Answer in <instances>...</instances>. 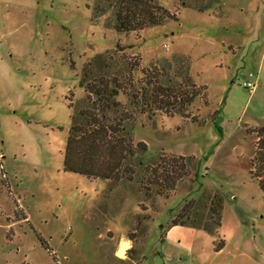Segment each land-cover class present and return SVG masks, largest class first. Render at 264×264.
I'll return each instance as SVG.
<instances>
[{"label": "rangeland", "instance_id": "obj_1", "mask_svg": "<svg viewBox=\"0 0 264 264\" xmlns=\"http://www.w3.org/2000/svg\"><path fill=\"white\" fill-rule=\"evenodd\" d=\"M188 1L160 0L174 19L122 33L116 0H0V264H264V192L252 165L253 132L264 126V0H217L205 13L194 6L211 0ZM179 58L202 95L174 115L136 110L153 67L161 83ZM85 69L92 83L117 78L126 113H146L129 126L134 146L148 148L135 181L64 171ZM251 73L261 78L255 92L244 87ZM172 156L195 158L198 177L185 166L179 182L156 183L150 172L172 175ZM215 194L218 233L173 225L192 201V221L205 224ZM124 233L135 241L119 257Z\"/></svg>", "mask_w": 264, "mask_h": 264}, {"label": "trees", "instance_id": "obj_2", "mask_svg": "<svg viewBox=\"0 0 264 264\" xmlns=\"http://www.w3.org/2000/svg\"><path fill=\"white\" fill-rule=\"evenodd\" d=\"M177 1L182 8L193 7L188 0ZM116 2H118V7L113 28L122 33L138 32L148 27L163 25L175 16L160 4V0H116ZM217 2V0H211L208 4L194 6V9L205 13L211 10ZM106 10L108 9L103 11L104 14ZM178 64L181 66L178 74L175 77L170 74L164 75L161 79L164 84L156 82L157 69L154 66V71H152L154 76L150 77L147 82L150 89L144 88L140 99L135 95L137 99L132 101L131 105L141 111H144V108H156L169 115L183 112L202 95L205 88L196 85L190 74L187 59L179 58ZM168 67H171V64H168ZM89 73V69H85L81 80V85L87 93L85 107L80 108L71 104L72 124L65 152L64 171L83 175L91 180L111 183L135 181L138 173L137 165L142 166V155L144 152L147 153L148 148L144 143L134 146L133 131L129 126L135 122L137 115L146 113H126L124 111L126 105L123 106L117 99L126 88L122 87L116 77L100 74L98 80L92 83L89 82ZM177 77H180L181 81H178ZM217 116L218 113L212 121L215 122ZM253 133L257 137L256 155L252 160L253 176L258 180L264 192V126L258 127ZM195 160L193 157L172 156L168 162L172 175L166 167L162 173H159L158 169L150 173L151 175L155 173L156 183L160 180L163 184L165 180L175 184L182 177L174 174L184 173L185 166L194 167L198 177V163H195ZM140 182L143 183L144 179ZM193 206L194 201L188 203L183 209L184 212L173 219V225H191L211 234L218 233L222 225L223 198L221 195L215 194L212 197L211 204L208 206L210 216L205 224H201L197 216L192 221L190 214ZM130 238L135 241L133 237ZM224 247L225 241L220 240L217 250L220 251Z\"/></svg>", "mask_w": 264, "mask_h": 264}, {"label": "built area", "instance_id": "obj_3", "mask_svg": "<svg viewBox=\"0 0 264 264\" xmlns=\"http://www.w3.org/2000/svg\"><path fill=\"white\" fill-rule=\"evenodd\" d=\"M261 81L260 74H250V80L244 83V87L253 92L257 89Z\"/></svg>", "mask_w": 264, "mask_h": 264}, {"label": "crops", "instance_id": "obj_4", "mask_svg": "<svg viewBox=\"0 0 264 264\" xmlns=\"http://www.w3.org/2000/svg\"><path fill=\"white\" fill-rule=\"evenodd\" d=\"M262 87V85H260L259 84V86L257 87V89L256 90H259L260 88ZM256 90H254L253 92H255ZM105 182H107L108 184H109V181H105ZM186 226H189V227H192V228H194L193 226H191V225H186ZM194 229H197V230H200V231H204V230H202V229H198V228H194ZM123 235V238H122V240H121V242H120V246H121V244L123 243V242H127L128 243V247L130 246H132L133 245V241L130 239V238H128V234L126 235V233H124V234H122ZM165 236H167V234H165ZM165 236H164V238H165ZM131 244V245H130ZM120 246H119V248H120ZM129 247V248H130ZM118 248V249H119ZM129 250V249H128ZM127 250V251H128ZM131 250V249H130ZM126 251V252H127ZM126 257V253H125V256L123 257V258H125ZM136 260L134 259V262H135ZM136 263V262H135Z\"/></svg>", "mask_w": 264, "mask_h": 264}, {"label": "bare ground", "instance_id": "obj_5", "mask_svg": "<svg viewBox=\"0 0 264 264\" xmlns=\"http://www.w3.org/2000/svg\"><path fill=\"white\" fill-rule=\"evenodd\" d=\"M128 247V243L127 242H123L122 244H121V246H120V248L118 249V251H117V255L119 256V257H122L123 256V253H124V251H125V249Z\"/></svg>", "mask_w": 264, "mask_h": 264}]
</instances>
